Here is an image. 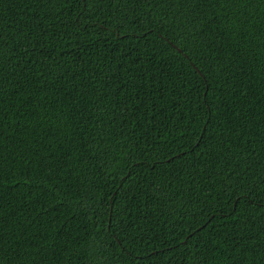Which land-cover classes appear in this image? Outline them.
Instances as JSON below:
<instances>
[{
  "label": "trees",
  "instance_id": "1",
  "mask_svg": "<svg viewBox=\"0 0 264 264\" xmlns=\"http://www.w3.org/2000/svg\"><path fill=\"white\" fill-rule=\"evenodd\" d=\"M0 264H264V2L0 0Z\"/></svg>",
  "mask_w": 264,
  "mask_h": 264
},
{
  "label": "snow or ice",
  "instance_id": "2",
  "mask_svg": "<svg viewBox=\"0 0 264 264\" xmlns=\"http://www.w3.org/2000/svg\"><path fill=\"white\" fill-rule=\"evenodd\" d=\"M85 4L87 3V0H84ZM98 2L102 5L104 0H98ZM114 2L117 4L120 3V0H114ZM197 4L201 3H207V4H216L217 6H220L221 4H228L231 5L233 8H236L238 6H242L243 9L248 8L254 0H195ZM261 2H264V0H261ZM224 20V27L231 29L236 27V25L243 26L244 24H247V20L242 19L240 16V12L237 11L231 18H229L228 14H225L223 17ZM233 20L236 21V24H233ZM217 21L215 18L209 19V21L206 23L205 27H207V24H215ZM239 31V28L236 29Z\"/></svg>",
  "mask_w": 264,
  "mask_h": 264
}]
</instances>
